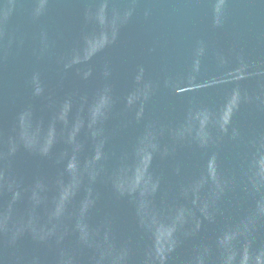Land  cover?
<instances>
[{
  "label": "water",
  "instance_id": "obj_1",
  "mask_svg": "<svg viewBox=\"0 0 264 264\" xmlns=\"http://www.w3.org/2000/svg\"><path fill=\"white\" fill-rule=\"evenodd\" d=\"M0 264H264V0H0Z\"/></svg>",
  "mask_w": 264,
  "mask_h": 264
}]
</instances>
